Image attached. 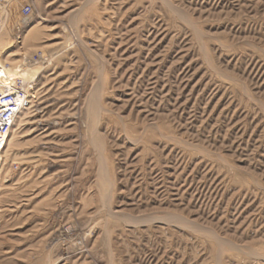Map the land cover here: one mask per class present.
Instances as JSON below:
<instances>
[{"label":"rangeland","instance_id":"rangeland-1","mask_svg":"<svg viewBox=\"0 0 264 264\" xmlns=\"http://www.w3.org/2000/svg\"><path fill=\"white\" fill-rule=\"evenodd\" d=\"M0 67V264H264V0H5Z\"/></svg>","mask_w":264,"mask_h":264},{"label":"built area","instance_id":"built-area-1","mask_svg":"<svg viewBox=\"0 0 264 264\" xmlns=\"http://www.w3.org/2000/svg\"><path fill=\"white\" fill-rule=\"evenodd\" d=\"M5 0H0V4ZM31 13L30 6L23 8V15L27 17ZM25 87L12 80L11 86L0 85V139L7 135L13 127L20 111L26 101Z\"/></svg>","mask_w":264,"mask_h":264},{"label":"bare ground","instance_id":"bare-ground-1","mask_svg":"<svg viewBox=\"0 0 264 264\" xmlns=\"http://www.w3.org/2000/svg\"><path fill=\"white\" fill-rule=\"evenodd\" d=\"M9 73H4V70L0 67V85L1 86H11L12 80L9 79L10 76ZM16 77V76H15ZM29 81V80H28ZM12 129V128H11ZM11 131V130H10ZM9 134V133H8ZM7 134V135H8ZM7 135L4 136V138L0 139V151L4 149L6 143H7Z\"/></svg>","mask_w":264,"mask_h":264}]
</instances>
